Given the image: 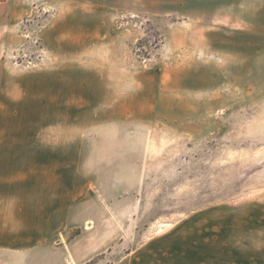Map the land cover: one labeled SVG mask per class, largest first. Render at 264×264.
<instances>
[{
  "label": "rangeland",
  "instance_id": "obj_1",
  "mask_svg": "<svg viewBox=\"0 0 264 264\" xmlns=\"http://www.w3.org/2000/svg\"><path fill=\"white\" fill-rule=\"evenodd\" d=\"M48 3L17 36L0 5V264H42L51 250L30 231L31 151L83 169L85 210L126 203L121 237L83 264H126L169 232L195 241L186 258L219 264L222 221L264 210V0H145L98 41L47 50Z\"/></svg>",
  "mask_w": 264,
  "mask_h": 264
},
{
  "label": "crops",
  "instance_id": "obj_2",
  "mask_svg": "<svg viewBox=\"0 0 264 264\" xmlns=\"http://www.w3.org/2000/svg\"><path fill=\"white\" fill-rule=\"evenodd\" d=\"M37 1L2 0V14L7 16L4 28L17 36L24 18L34 15L37 10ZM144 1L48 0L51 11L37 27V33L47 50L57 45L65 46L67 40L84 46L85 34L89 36L87 40L98 41L101 32H112L119 10L130 9L133 4L144 9ZM148 10L165 11L160 4ZM48 56H43V64ZM39 155L35 151L28 154L31 165L28 166L26 204L34 245L51 246L50 252L40 253L45 256L42 264H83L108 251L121 237L113 228L128 217L125 201L115 204L97 200L88 204L85 210L83 169L75 166L69 173V168L61 161L64 158L62 152L48 151ZM69 174L75 178L69 179ZM120 207L124 209H117ZM239 217V214L235 215L234 226L224 220L221 223L219 264H264V210L263 214L254 209L245 210L240 221ZM84 222L88 226L94 224L90 231L83 229ZM73 231L75 233L69 236ZM180 239L176 232L152 237L125 254L126 264H211L186 258L190 251L194 255L196 244L189 239L181 243ZM209 251L207 247L208 255Z\"/></svg>",
  "mask_w": 264,
  "mask_h": 264
}]
</instances>
